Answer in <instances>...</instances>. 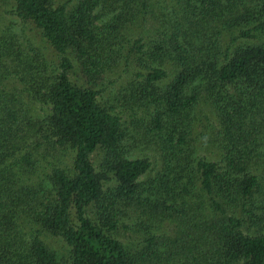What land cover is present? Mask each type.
<instances>
[{
    "label": "trees",
    "instance_id": "obj_1",
    "mask_svg": "<svg viewBox=\"0 0 264 264\" xmlns=\"http://www.w3.org/2000/svg\"><path fill=\"white\" fill-rule=\"evenodd\" d=\"M0 264H264V0H0Z\"/></svg>",
    "mask_w": 264,
    "mask_h": 264
}]
</instances>
